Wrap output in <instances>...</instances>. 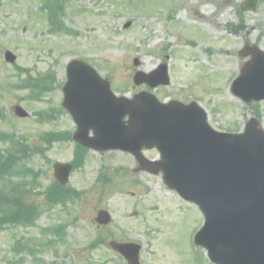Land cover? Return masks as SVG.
Instances as JSON below:
<instances>
[{
  "label": "rangeland",
  "instance_id": "obj_1",
  "mask_svg": "<svg viewBox=\"0 0 264 264\" xmlns=\"http://www.w3.org/2000/svg\"><path fill=\"white\" fill-rule=\"evenodd\" d=\"M42 1L0 0V164L17 176L27 168L21 178L4 175L0 182L19 180L18 190L24 191L34 170L45 187L53 179L52 163L72 160L74 144L61 137L75 129L61 108L72 59L93 66L117 96L149 90L165 101H196L209 124L224 132L242 131L253 113L264 129V101L248 108L230 92L249 59L237 54L243 43L264 50V0L254 12L239 9L244 0H63L52 17ZM239 24L243 29L234 32ZM6 50L16 56L15 63L4 61ZM163 62L167 86L133 83L136 71L148 74ZM16 104L30 113L28 118L12 115ZM41 134L59 137L38 153L31 143ZM144 154L158 158L155 150ZM135 167L128 153L89 151L70 177L73 189L89 192L66 212L49 206L35 185L24 200L39 206L37 220L0 229V264H122L107 247L111 239L140 242L143 264H211L205 250L193 246L203 223L199 209L170 191L160 174L134 172ZM7 188L4 204L17 194L14 184ZM99 209L111 215L105 227L94 222ZM63 224V241L44 236L42 229Z\"/></svg>",
  "mask_w": 264,
  "mask_h": 264
},
{
  "label": "water",
  "instance_id": "obj_2",
  "mask_svg": "<svg viewBox=\"0 0 264 264\" xmlns=\"http://www.w3.org/2000/svg\"><path fill=\"white\" fill-rule=\"evenodd\" d=\"M255 0L244 8L254 9ZM250 61L233 82L235 95L248 104L264 99V52L246 46ZM5 59L15 56L5 52ZM162 77L146 80L150 86L167 84L165 66ZM63 107L77 124L74 140L95 150L120 149L130 152L150 173L162 171L168 187L185 200L198 205L204 224L195 236V244L207 250L215 264H264V132L251 117L242 134L217 132L206 123V114L195 103L171 101L159 103L150 94L139 93L133 99L116 97L107 81L81 61L67 65ZM15 115L26 117L20 107ZM128 117L124 121L125 117ZM93 136H89V131ZM156 147L161 159L150 162L142 148ZM62 183L68 178L70 164L54 165ZM96 221L106 224L109 215L101 210ZM128 264H140V245L109 242Z\"/></svg>",
  "mask_w": 264,
  "mask_h": 264
},
{
  "label": "trees",
  "instance_id": "obj_3",
  "mask_svg": "<svg viewBox=\"0 0 264 264\" xmlns=\"http://www.w3.org/2000/svg\"><path fill=\"white\" fill-rule=\"evenodd\" d=\"M46 7L49 8V10H51L52 12H56L58 10V5H56L53 0H49L48 2H46ZM0 173H1V177L4 175H8L9 173H12L11 169L8 168L7 166L0 169ZM0 177V178H1ZM32 208L27 206V205H20L18 207V219L25 221L27 215L31 212ZM15 213V211H10L8 214L9 215H13Z\"/></svg>",
  "mask_w": 264,
  "mask_h": 264
},
{
  "label": "bare ground",
  "instance_id": "obj_4",
  "mask_svg": "<svg viewBox=\"0 0 264 264\" xmlns=\"http://www.w3.org/2000/svg\"><path fill=\"white\" fill-rule=\"evenodd\" d=\"M205 8H206V7H204V9H205ZM228 44H229L230 46H232V45H233V43H231V42H230V43H228Z\"/></svg>",
  "mask_w": 264,
  "mask_h": 264
}]
</instances>
